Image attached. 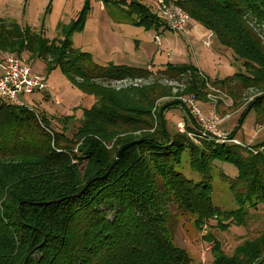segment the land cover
Wrapping results in <instances>:
<instances>
[{
    "label": "trees",
    "instance_id": "1",
    "mask_svg": "<svg viewBox=\"0 0 264 264\" xmlns=\"http://www.w3.org/2000/svg\"><path fill=\"white\" fill-rule=\"evenodd\" d=\"M170 1L242 60L245 72L214 82L192 65H169L154 73L184 85L187 94L203 101L208 85L226 94L234 107L253 97L247 109L255 111L257 126L264 128V0ZM131 5L129 14L137 17V26L153 31L165 26L148 6ZM0 52L18 56L29 52L60 67L74 85L98 100L71 138L84 169L67 165L58 171L40 170L14 184L0 175V264H193L175 242L181 217L192 219L199 231L210 227L227 232L234 226L248 228L252 211L264 207V143L246 148L230 142L221 145L211 136L200 138L197 121L185 105L193 124L186 125L187 131L200 143L195 144L187 134L169 130L165 112L162 116L158 112L155 121V104L170 96L160 85L115 92L102 83L147 77L153 71L100 66L68 39L53 43L31 28L3 22ZM28 111L32 110L0 102L2 157L20 159L31 146L41 151L52 142L38 133L40 126ZM43 121L50 126L48 119ZM63 137L68 139L65 133ZM186 151L191 169L200 175L197 183L177 171ZM49 156L56 154L50 150ZM218 160L239 171L236 178L221 175L236 210L214 202L212 172ZM44 179V184L38 182ZM203 240L212 246L214 264H264V230L243 239L232 254L213 233Z\"/></svg>",
    "mask_w": 264,
    "mask_h": 264
},
{
    "label": "rangeland",
    "instance_id": "2",
    "mask_svg": "<svg viewBox=\"0 0 264 264\" xmlns=\"http://www.w3.org/2000/svg\"><path fill=\"white\" fill-rule=\"evenodd\" d=\"M133 2L143 3L159 16L153 8V0H0V22L16 24L21 29L31 28L53 43L68 39L75 49L89 54L96 64L104 67L112 64L160 71L169 65H192L203 72L211 82L217 78L245 72L242 60L235 58L232 51L222 46L214 34H210L191 19L187 27L188 37L185 34H177V37L166 26H163L160 32L137 26V17L129 14ZM156 36L161 38L160 47L154 41ZM7 53L16 56V53ZM24 54L19 55L20 60L31 67L33 74L44 78L47 90L31 95L20 94L18 99L32 110L28 112L35 116L40 126L38 133L48 136L52 142L41 148V151L31 146L20 154V157H23L20 159H13V155H0V175L6 176L9 184L28 180V175H35L40 170L58 171L67 165L84 169L85 162L77 159L76 156L80 155V152L76 145H73L71 138L81 126L86 112L98 105V100L74 85L60 67L51 66L40 58L32 57L29 52ZM2 60L4 61V57L0 55V63ZM152 75L160 78L154 72ZM169 81L165 80L159 87L164 88L162 90L170 96L157 101L153 115L156 121L160 117L156 114L160 112L162 116L165 112L163 119L166 120L167 127L176 133L179 132L177 128L182 123L180 121H186L188 127H193L191 117L184 109L183 98L194 97L185 91L175 92ZM195 100L204 117L214 119L215 112L222 120L226 114L231 115L230 119L218 124L220 131L227 137L231 138L232 135L234 140L246 148L264 143V128L257 126L255 111L247 109L253 100H247L239 106L226 107L225 112L219 113L218 106L217 111H214V106L208 98L205 101L197 98ZM167 104L170 105L166 107ZM16 111L20 114V110ZM43 118L49 120L50 126ZM64 133L68 139L63 137ZM50 150L52 154H56L53 158L49 156ZM60 154L67 155L69 159L63 160L61 156H57ZM14 155L19 157L18 154ZM214 165V202L225 210H236L238 207L233 193L228 185L222 182L221 175L236 178L239 171L235 165L219 160ZM177 171L196 183L200 180V175L191 169L188 151L183 154L182 164ZM46 179L38 182L42 181L44 184ZM252 214L254 217L248 228L234 226L227 232L210 227L199 231L192 219L181 217L180 222L176 221L175 242L192 258L193 264H214L212 246L206 243L203 237L213 233L224 251L232 254L243 239H249L264 230V207L257 212L252 211ZM243 236L244 238H241Z\"/></svg>",
    "mask_w": 264,
    "mask_h": 264
},
{
    "label": "built area",
    "instance_id": "3",
    "mask_svg": "<svg viewBox=\"0 0 264 264\" xmlns=\"http://www.w3.org/2000/svg\"><path fill=\"white\" fill-rule=\"evenodd\" d=\"M153 8L157 11L159 16L165 22L167 28L173 33L185 34L188 37L187 27L190 23V16L184 12L179 6L173 4L170 0H154ZM264 30V27H263ZM155 43L160 47L162 45L161 38L156 36L154 38ZM4 54V53H3ZM0 102L15 107H25L24 104L18 99V95H31L35 92H45L47 85L43 77L33 74L31 67L24 61H21L19 57L13 56L10 53L4 54V63L0 66ZM167 78H157L154 75L140 78H125V79H111L106 80L103 83L105 88L111 89L115 92H123L132 89H144L153 87L156 85H163ZM175 88V92L181 93L184 91L185 86L179 84L176 81H169ZM168 83V82H167ZM207 98L210 100L214 111H217V106L225 105L232 106L233 101L226 96L219 89L208 85ZM250 98L248 100H253ZM183 103L189 108L191 115L197 121L199 127L200 138L215 137L218 143H233L241 145L238 141L233 138L227 137L224 133H219L218 124L221 121L226 120L230 115H226L222 118H218L217 113L214 112L215 118L210 119L204 117L200 108L198 107L195 97L183 98ZM178 131L181 134H187V136L195 141V135L191 131H187V126L184 123H180Z\"/></svg>",
    "mask_w": 264,
    "mask_h": 264
},
{
    "label": "crops",
    "instance_id": "4",
    "mask_svg": "<svg viewBox=\"0 0 264 264\" xmlns=\"http://www.w3.org/2000/svg\"><path fill=\"white\" fill-rule=\"evenodd\" d=\"M154 1V0H153ZM102 9H104V7H102ZM165 23V22H164ZM165 26H166V24H165ZM167 27V26H166ZM155 32H160V29L158 30V31H155ZM209 32V31H208ZM210 33V32H209ZM211 34V33H210ZM177 36V35H176ZM177 37H179V36H177ZM198 39V38H197ZM199 40V39H198ZM189 41V40H188ZM196 44H197V41H196ZM0 55H2V57H4L3 56V53L2 52H0ZM16 56H18L17 54H15ZM25 55V54H24ZM23 55V56H24ZM19 57V56H18ZM3 61V60H2ZM4 62V61H3ZM2 62V63H3ZM2 63H0V64H2ZM1 66V65H0ZM120 66H123V65H120ZM138 68H140V69H142V67H138ZM148 70H151V71H153V72H156L157 70L155 69H153V68H147ZM203 73V72H202ZM1 74H2V72H1V68H0V76H1ZM204 74V73H203ZM230 74V73H229ZM205 75V74H204ZM206 76V75H205ZM230 76H233V75H228L227 77H230ZM227 77H225V78H227ZM224 77H221V79L220 78H217L216 80H223V79H225ZM226 107H231V106H225L224 104L223 105H220V107H218V113L219 112H225V109H226ZM226 115H230V114H226ZM225 115V116H226ZM218 117V116H217ZM220 118V117H219ZM231 118V115H230V117L228 118V119H230ZM169 120V119H168ZM227 120V119H226ZM226 120H224V122L226 121ZM180 122H182V123H184V124H186L187 125V122L186 121H180ZM219 132H221V133H224L223 131H220V129H219Z\"/></svg>",
    "mask_w": 264,
    "mask_h": 264
},
{
    "label": "water",
    "instance_id": "5",
    "mask_svg": "<svg viewBox=\"0 0 264 264\" xmlns=\"http://www.w3.org/2000/svg\"><path fill=\"white\" fill-rule=\"evenodd\" d=\"M133 144L127 145L124 148H122L117 156V159H120V157L122 156V154Z\"/></svg>",
    "mask_w": 264,
    "mask_h": 264
}]
</instances>
